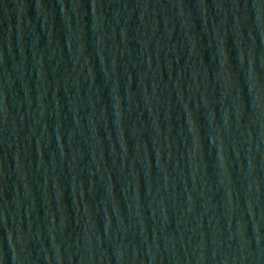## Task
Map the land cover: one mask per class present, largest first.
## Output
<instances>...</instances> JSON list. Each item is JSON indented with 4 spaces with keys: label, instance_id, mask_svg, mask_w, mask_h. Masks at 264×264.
<instances>
[{
    "label": "water",
    "instance_id": "1",
    "mask_svg": "<svg viewBox=\"0 0 264 264\" xmlns=\"http://www.w3.org/2000/svg\"><path fill=\"white\" fill-rule=\"evenodd\" d=\"M0 264H264V0H0Z\"/></svg>",
    "mask_w": 264,
    "mask_h": 264
}]
</instances>
